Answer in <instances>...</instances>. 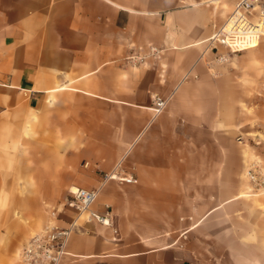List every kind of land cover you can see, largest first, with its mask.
Masks as SVG:
<instances>
[{"label": "crops", "instance_id": "0c3cea01", "mask_svg": "<svg viewBox=\"0 0 264 264\" xmlns=\"http://www.w3.org/2000/svg\"><path fill=\"white\" fill-rule=\"evenodd\" d=\"M234 1L0 0V264L73 188L97 190L112 225L68 209L61 264H205L223 249L260 116L239 72L201 57ZM112 170L136 182L104 181Z\"/></svg>", "mask_w": 264, "mask_h": 264}, {"label": "rangeland", "instance_id": "374dc122", "mask_svg": "<svg viewBox=\"0 0 264 264\" xmlns=\"http://www.w3.org/2000/svg\"><path fill=\"white\" fill-rule=\"evenodd\" d=\"M220 6L227 12L232 9V5L229 9L223 3ZM223 66L239 72L245 84L249 112L260 107V116L254 115L251 123V131L254 133L249 134L244 142V170L241 178L243 190L240 199L245 206L239 212L230 208V236L222 240L223 249H213V254L207 256L204 262L264 264V40L255 49L231 55L228 63ZM248 171H251L254 180L247 175ZM65 200L63 198L55 205L43 203L44 219L41 226L23 242L14 256L15 264H23L22 254L34 236L41 235L51 225L62 227L58 220L68 211L62 207Z\"/></svg>", "mask_w": 264, "mask_h": 264}, {"label": "built area", "instance_id": "2783aa9c", "mask_svg": "<svg viewBox=\"0 0 264 264\" xmlns=\"http://www.w3.org/2000/svg\"><path fill=\"white\" fill-rule=\"evenodd\" d=\"M262 40H264V0H235L225 20L215 26L212 35L204 40L201 57L208 53L211 55L208 65H211V62L223 65L228 63L231 55L255 48ZM164 107L165 102L156 99L152 110L157 115ZM247 175L254 180L251 171H248ZM103 180L136 182L133 177L122 175L117 170L105 174ZM97 193V190L73 188L69 190V196L62 207L73 210L76 213V220L111 226L109 206H104L105 210L102 214L92 209ZM76 220L70 222L67 227L48 226L41 235L34 236L22 254L23 264H61L65 255V243Z\"/></svg>", "mask_w": 264, "mask_h": 264}, {"label": "bare ground", "instance_id": "6f19581e", "mask_svg": "<svg viewBox=\"0 0 264 264\" xmlns=\"http://www.w3.org/2000/svg\"><path fill=\"white\" fill-rule=\"evenodd\" d=\"M256 46V45H255ZM258 47V46H257ZM256 48V47H255ZM255 48H252V49H255ZM249 50H251V49H249Z\"/></svg>", "mask_w": 264, "mask_h": 264}]
</instances>
